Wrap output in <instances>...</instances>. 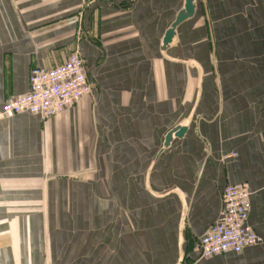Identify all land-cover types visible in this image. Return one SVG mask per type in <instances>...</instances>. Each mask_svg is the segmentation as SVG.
<instances>
[{"label":"crops","instance_id":"crops-1","mask_svg":"<svg viewBox=\"0 0 264 264\" xmlns=\"http://www.w3.org/2000/svg\"><path fill=\"white\" fill-rule=\"evenodd\" d=\"M183 2L0 0V108L74 50L93 85L0 116V264H264V0H195L162 53ZM229 182L259 242L196 258Z\"/></svg>","mask_w":264,"mask_h":264},{"label":"built area","instance_id":"built-area-1","mask_svg":"<svg viewBox=\"0 0 264 264\" xmlns=\"http://www.w3.org/2000/svg\"><path fill=\"white\" fill-rule=\"evenodd\" d=\"M92 86L83 59L74 50L60 65L32 67L27 91L5 101L0 108V116L25 111L50 119L88 95ZM250 195L246 182L225 184L220 194L219 218L194 243L192 251L196 258L226 251L238 253L259 242L258 234L247 224Z\"/></svg>","mask_w":264,"mask_h":264},{"label":"water","instance_id":"water-1","mask_svg":"<svg viewBox=\"0 0 264 264\" xmlns=\"http://www.w3.org/2000/svg\"><path fill=\"white\" fill-rule=\"evenodd\" d=\"M195 5H196L195 0H184L182 8L176 13L173 22L170 24L169 28L167 29V31L165 32L162 38V43H161L162 53L165 52V50L168 48V46L172 42L174 35H175V28L177 27V25L183 22L184 20L190 18L193 15ZM193 63L197 65L196 62H193ZM197 67L199 66L197 65ZM188 122H189L188 118L180 121L175 127L170 129L165 134L164 140H163V143H162V146L159 152L163 151L164 149H167L171 145L173 140L180 139L186 133L188 129ZM181 243H182V237L180 236L178 240V244L181 246ZM183 256H184V253L182 249L179 248L178 259L175 264H182Z\"/></svg>","mask_w":264,"mask_h":264}]
</instances>
